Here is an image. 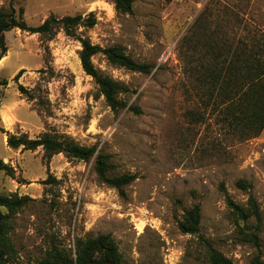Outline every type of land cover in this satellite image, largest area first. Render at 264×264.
I'll return each mask as SVG.
<instances>
[{
  "label": "rangeland",
  "instance_id": "374dc122",
  "mask_svg": "<svg viewBox=\"0 0 264 264\" xmlns=\"http://www.w3.org/2000/svg\"><path fill=\"white\" fill-rule=\"evenodd\" d=\"M0 10L16 18L21 10L28 27L94 13L96 25L78 35L151 66L144 74L93 57L99 72L129 88L120 97L126 107L113 112L83 72L76 39L62 30L51 40L5 32L0 128L30 139L69 137L107 155L112 176H136L122 196L98 181L95 156L46 160L41 148L10 149L0 133V160L14 171H0V194L28 198L10 232L19 264H37L54 246L74 252L78 238L101 234L115 240L122 264H209L198 237L178 229L194 205L201 237L232 264H251L256 255L264 262V129L247 139L230 127L197 79L210 46L264 38V0H133L131 14L117 13L111 0H0ZM240 180L250 188H239ZM225 192L244 208L252 197L261 222L239 220Z\"/></svg>",
  "mask_w": 264,
  "mask_h": 264
},
{
  "label": "trees",
  "instance_id": "16d2710c",
  "mask_svg": "<svg viewBox=\"0 0 264 264\" xmlns=\"http://www.w3.org/2000/svg\"><path fill=\"white\" fill-rule=\"evenodd\" d=\"M114 9L120 14H131L133 0H111ZM20 10L18 18L13 12L0 10V60L7 52L4 34L14 28L31 34H39L51 40L57 30H62L65 36L76 39L80 44L78 53L83 72L91 77L103 96L106 105L117 112L126 107L121 95L129 92V88L116 82L109 76L99 72L92 59L101 54L106 61L117 67L130 71L148 74L151 66L141 64L129 57L119 47L102 48L94 45L88 38L78 35L80 28L90 29L96 25L94 13L86 16L74 15L63 18L50 17L37 27H28L21 19ZM210 60L200 65L198 71V91L207 96L211 106L219 109L230 127L236 128L247 139L258 136L264 129V38L251 40L250 44L241 46H210L208 52ZM20 71L15 80L21 76ZM7 85V80H0V86ZM19 91H24L18 86ZM223 110L221 109L222 107ZM138 111L136 108H132ZM0 133L7 135V147L13 150L35 151L41 148L46 160L55 155L64 154L66 158L81 162H89L96 154L95 147H86L77 144L66 136L43 133L35 139L27 135L16 136L0 128ZM0 171L7 176L14 174L13 168L0 160ZM94 171L99 182L118 191L122 196L125 188L136 180L132 174L111 175L109 157L104 154L95 156ZM237 186L243 190L250 188L246 181L240 180ZM225 201L231 212L242 221L252 218L261 222V214L256 201L249 197L248 208L237 205L225 192ZM27 197L0 194V264H19L17 252L11 242L10 232L15 215L27 204ZM4 209V211H2ZM201 207L194 205L185 211L178 221L181 233L196 236L204 247L209 264H232V261L200 235ZM256 238V236H254ZM37 264H122V255L115 240L109 234L95 237L78 238L75 242V251H66L60 246H54L47 256ZM251 264H264L261 257L256 255Z\"/></svg>",
  "mask_w": 264,
  "mask_h": 264
}]
</instances>
